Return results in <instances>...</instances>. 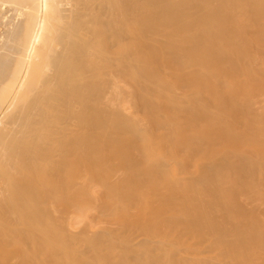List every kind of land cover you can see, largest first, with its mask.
<instances>
[{"label": "bare ground", "instance_id": "bare-ground-1", "mask_svg": "<svg viewBox=\"0 0 264 264\" xmlns=\"http://www.w3.org/2000/svg\"><path fill=\"white\" fill-rule=\"evenodd\" d=\"M50 1L0 93V264H264V0Z\"/></svg>", "mask_w": 264, "mask_h": 264}, {"label": "rangeland", "instance_id": "rangeland-1", "mask_svg": "<svg viewBox=\"0 0 264 264\" xmlns=\"http://www.w3.org/2000/svg\"><path fill=\"white\" fill-rule=\"evenodd\" d=\"M69 2L70 3H67V6H66L67 9L68 8L71 9L74 7V4L71 1H69ZM52 4H53V1L51 2L50 0H48V3L46 4V6L49 7L51 5V7H52ZM44 6L45 5H43L41 8L39 5H37V2L35 0H0V53L3 52V56H5V54L10 51L7 56H10V57L15 56L14 57L15 65L13 67V70H12L10 76L8 77V80L5 82L6 84H4L0 88V90H2V91H0V93H2V95H4V94L7 95V93L12 88H14V86L16 84H18V79L20 77L23 76L27 79L30 76L31 70H32V65L29 67H25L24 59L26 61H29V62L31 61L32 63H35V65H37L36 63H38L37 59H36V62H35V60H32V59H35L34 49H37V48H39V46H41V45H39V43H40L39 41H41V40H39L38 36H39V34L43 36V32H44L43 28H45V24L46 25H47V23L49 24L48 20H49L50 16H52L51 8L46 7V9H45ZM34 8H35V11H34ZM74 9H77V8L74 7ZM74 9H72V10H74ZM46 10H48V11H46ZM49 11H51V14L49 13ZM35 13H37V14L35 15ZM48 13L50 14V16H48ZM24 14L26 15V17L24 16ZM42 14H43V16H42ZM45 14H46L47 19L44 17ZM32 15L37 16V18H35V19L37 20L38 25H37L36 21L34 24H32L33 27H31V31H33L34 34H36V35L33 36L34 34L32 32V35H31L32 38L30 41H31V44H34V40L36 39L37 42H36V40H35V42L37 43V45L35 43L33 45L35 48L32 47V51L29 50L28 51L29 55H27V54H25L26 52H23V50H21V45H18V43L13 44V41L16 40V35L13 33L14 32L13 28L16 25L22 26L25 22V19L26 18L28 19V17H30ZM38 17L40 19L41 18L43 19V21L41 20V24L43 23L44 25L39 26L40 25V19ZM21 18H22V20H21ZM44 19H46V20H44ZM14 22H15V24H14ZM36 26L40 27L42 29V31L39 30L40 28H37V32L35 33ZM32 28L34 30H32ZM39 31H40V33L38 34ZM13 34L15 35L14 39H13ZM41 37H40V39H41ZM32 40H33V42H32ZM27 43L29 44L30 42L28 41ZM31 44H30V46H32ZM30 49H31V47H30ZM24 54L27 57L24 56ZM27 58H30L31 60L30 59L27 60ZM16 72H18L17 77L15 76ZM14 77L16 78V80L14 79ZM13 80H14V82H13ZM14 83H16V84H14ZM6 95H4V96H6ZM0 98H1V95H0ZM4 114H5V107L3 106V103H1V99H0V119L1 118L3 119V117H5ZM2 119L0 121H2ZM4 121H3L4 124L2 122H0V127L6 126V125L9 126L8 124H6L9 121V120L7 121V117L4 118ZM46 149L48 150L49 148H46ZM88 215H89L88 221L91 224V229H89L90 232L94 231L97 228V225L104 226V227L108 226V228L114 227L113 226L114 224H112V222H109L107 219L103 220L102 217H100L98 214H96L95 211L90 212V214H88ZM97 215L99 218L97 217ZM101 220H103V221L101 222ZM98 221H100V223ZM69 229L71 232L78 233L83 229V223L74 222L71 224V227ZM74 247H78V244L75 245Z\"/></svg>", "mask_w": 264, "mask_h": 264}]
</instances>
